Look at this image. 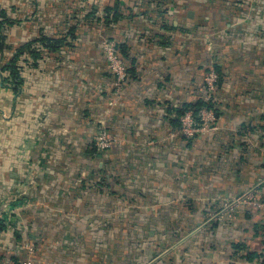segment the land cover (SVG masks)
Segmentation results:
<instances>
[{
	"label": "crops",
	"instance_id": "obj_1",
	"mask_svg": "<svg viewBox=\"0 0 264 264\" xmlns=\"http://www.w3.org/2000/svg\"><path fill=\"white\" fill-rule=\"evenodd\" d=\"M116 1L123 15L103 23L100 30L125 45L130 73L119 101L112 104V75L96 34L88 31L93 24L84 26L74 12ZM0 21V191H9L14 180L24 178L29 159L23 141H29L30 134L39 138L38 147L31 148V166L48 165L47 179L64 175L59 184L48 179L37 191L40 208L52 205L54 214L44 220L43 211L35 210L25 218L45 222L36 247L49 259L43 264H115L118 260L111 253L127 259L129 246L134 249L132 260L143 261L134 240L127 241L125 218L117 217L119 227L110 229L113 218L104 212L106 198L126 195L118 187L124 181L137 201L152 206L171 204L181 196L184 219L200 224L186 235L179 250L183 261L177 256L175 263L264 264L262 209L240 208L233 218L205 223L209 211L252 187L264 198V104L238 103L241 92L254 91L257 97L251 85L242 84L264 78V0H75V6L74 0H0ZM74 25L77 39L72 37L57 51L45 48L35 58L25 47L42 35L60 37L71 29L74 33ZM38 45L32 47L40 49ZM20 48L25 50L16 63L19 81L7 65ZM214 62L223 78L217 87L224 92L218 99L222 104L215 105L220 129L213 137L188 141L175 133L178 114L185 104L207 95L204 76ZM97 115L120 140L108 152L109 160L125 159L128 166L112 171L110 165L89 163ZM130 141L135 143L133 152ZM109 169L115 180L109 179ZM72 206L74 217L78 212L85 224L81 229L74 223V235L89 236L90 241L81 249L74 236V260H64L68 245L48 243L44 231L61 211L69 216ZM133 220L140 230L165 221L155 207ZM12 233L0 236V257H5L0 261L20 264L25 242L19 240L30 239V232ZM92 237L108 244H101L99 251Z\"/></svg>",
	"mask_w": 264,
	"mask_h": 264
},
{
	"label": "rangeland",
	"instance_id": "obj_2",
	"mask_svg": "<svg viewBox=\"0 0 264 264\" xmlns=\"http://www.w3.org/2000/svg\"><path fill=\"white\" fill-rule=\"evenodd\" d=\"M75 12H74V16H75ZM84 26H86L84 24ZM98 33L97 35H104L103 31L98 29ZM71 54V53H69ZM254 81V80H253ZM252 86L253 90H256V94L257 97H254V91H248L243 93L241 92L240 95V100L238 101L239 104H264V78L262 79H258V81H254L252 82H248V84L244 85L242 84V86ZM108 88L110 90L111 93V102L112 104H116L119 101V97L120 94H116L114 92V89L110 88L108 85ZM107 88V89H108ZM217 91V88L212 92V94L214 95L215 99H220L221 95H224L223 93H219ZM230 96L232 98H234V93L232 91H230ZM229 96L228 100L232 99ZM248 97V98H247ZM260 97V98H259ZM99 101V99H98ZM217 104H222V102H220L218 100ZM216 104V106H218ZM234 104V103H233ZM215 110V114H216V119L215 121L210 125V127H208L203 134H198L196 136H193L192 138H187L185 136L182 135V133H177L179 132V127L176 128L175 133H177L179 136L185 138L188 141H191L193 139L199 138L203 135H207V136H214V133H216V131H218L220 129L219 123H218V111L216 110V107H214ZM101 115H97L95 118V124H96V136H95V143L98 146V151L100 150V153L93 151V149L91 148V151L93 153L92 156L93 159L91 158L89 163H91L93 166L97 167L98 164L100 163H104V166L106 168L108 165L111 166L112 171L117 170L118 168H120L121 166H123L125 163V166H128V163L125 162V159H113L112 161L109 160L108 157V152L112 149L117 147L118 145H120V140L119 137H116V140L113 141L112 146L108 147V148H104L102 146L99 145L100 142V133L104 130V128H102V124L100 121H98L97 119L100 118ZM106 129L108 130V132L110 134H112L108 127H106ZM208 131V132H207ZM107 132V133H108ZM108 133V134H109ZM109 134V135H110ZM175 134V135H177ZM115 135V134H113ZM30 138L29 141H23L24 143V151H26L25 153L27 154L29 159V165L30 167H28V169H26V174L24 176L23 179L20 180H14V182L12 183V186L10 188L9 191L6 190H2L0 191V208L1 207H6L9 205L11 206L15 200H20L22 202V206L18 207L19 205H16L17 208H12V211L9 210V208L7 210H9V212L11 213V215L13 216L14 219H16L13 223V228L16 229H23L26 231L30 232V239H29V243L32 244L33 242H35V246H38V242L41 240V236H40V228L44 229L45 227V222H42L40 220H29L25 222L23 221L24 218H31V214L33 211H43L40 215L44 218V220H47L48 218H50L51 215L54 214L53 209L54 208L52 205H47L45 204L47 207H41L42 203H40L41 201L37 200V191L40 189V186L44 185V182H46L48 179L45 178L47 177V170H48V165L46 164H42V162L39 163L38 162L36 164V166H31V163H35L33 160V156L34 154L31 153L32 149H35L38 147L39 144H36L37 140L39 138H36L34 134H30ZM174 136V135H173ZM23 140V138H22ZM165 141H162V143ZM130 144V152L134 151V147H135V143L134 142H128ZM31 145V146H30ZM30 146V147H29ZM47 146V145H45ZM31 153V156H29V154ZM123 160V161H120ZM51 163V160L49 161ZM134 164V163H132ZM110 173V180H115L113 175H111L112 173L110 172V169L107 171ZM101 175L100 173H96V176ZM95 176V178H96ZM133 177L134 176H130V179L133 181ZM29 179V180H28ZM64 179V175L61 174H57L56 177H51V179L48 180V183L51 184H59L60 181ZM28 180V181H27ZM90 182V181H89ZM121 183V182H120ZM130 185L133 184V182H128ZM22 184H29L30 188H27V192H13L16 191L15 188L17 185H22ZM62 184V183H61ZM122 184V185H121ZM121 184H118V187L121 188V190L123 191L124 196H120V195H115L112 194V196L110 198H106V210L104 211L105 214H110L109 216H111L112 221L110 223V229L113 228L115 225H117L119 227V221L117 217H124L125 218V228H127L128 233H127V241H132L134 240V242L137 244L136 247L142 252L141 255L143 256V261L140 264H178L175 263V259L177 258V256H179L180 259V252L179 250L182 248V246L184 245L185 240L188 238V233L195 231L197 228L199 229V225H192V219H189V217H185L186 219H184L185 214L184 212V208L186 207V205H184L183 202V198L177 197L175 199L172 200L171 204L170 202H165L163 204H157V205H151V204H146L145 202L141 203L142 200H136L135 199V191L134 189H131L129 186L125 185V181ZM52 190V189H51ZM23 191V190H21ZM23 198V200H22ZM36 203V204H35ZM157 209L158 208V212L161 214L162 218L165 219V221L161 222L162 224H158V227L153 228L152 226L148 225L146 226H142V229H139V226H137L133 220V218H135L136 216H138V213L141 214H149L153 209ZM45 208L47 209V211L45 210ZM73 206L71 209H69L70 212L69 216H64L65 212L61 211V213H59L61 215V217H55L53 218L50 223L47 222V224H49L47 226L46 231H44V239H46V241L48 243L54 241V243L59 246L60 244H67L68 245V250L66 252H62V254H64L63 259L64 260H68V259H73L74 260V223L75 226L77 225V222L79 223L78 226L82 229V225L85 226V224L83 222H80V220H78V215L79 213L77 212V217H74V210H73ZM59 209V208H58ZM57 210V209H56ZM170 212H172V215H170ZM98 212L96 211V214ZM148 216V215H147ZM75 218V219H74ZM149 218V216H148ZM22 219V221L20 223H18L17 221H20ZM95 219H98V216H95ZM147 221V220H146ZM144 221V222H146ZM100 224V221L98 222ZM122 225V222H121ZM123 226V225H122ZM193 227V228H191ZM156 229L158 230L156 232ZM191 229V230H190ZM37 232L38 234V239H36L37 237H35V233ZM57 232V234L54 236V234ZM71 233L72 236H63L64 234H69ZM31 234H34V236H32ZM48 235H51L52 237H48ZM187 235V236H186ZM13 236V233L11 234V237ZM133 237V238H132ZM92 239L94 241H96L98 243V245L96 246L97 250L102 251L104 246H101V244H108L107 242L105 243L103 240V238L101 239H96L95 237H92ZM24 240V242L26 243V239H21L19 240V242H22ZM38 240V241H36ZM86 240L90 241V237L89 236H85L84 238H79L78 236H75V243L78 245H81V249L84 248V244L86 245ZM41 242V241H40ZM131 245V244H130ZM23 250H25V257H26V249L23 248ZM131 250H134L133 248L126 247V251L128 252V256L127 259H124L123 257H120L117 253L112 252L111 254H114V256L117 258V262L115 264H138L135 263L134 260H132V257L134 256L133 253L131 252ZM43 253H45L44 251H40L39 252H35L34 254V258L36 259L37 256L39 255L40 259L39 262H41L40 264H43V262H46L47 260H49L48 258H43ZM85 254H89L87 252V250H85ZM103 254H99L97 256V259L102 257ZM78 256V254H77ZM42 258V259H41ZM89 260V257H87ZM24 260V259H23ZM87 259L84 260V262L88 261ZM180 262L183 261V259L181 258L179 260ZM38 260L36 261L37 264ZM108 262V261H106ZM106 262H103V264H106ZM182 264V263H181Z\"/></svg>",
	"mask_w": 264,
	"mask_h": 264
},
{
	"label": "built area",
	"instance_id": "obj_3",
	"mask_svg": "<svg viewBox=\"0 0 264 264\" xmlns=\"http://www.w3.org/2000/svg\"><path fill=\"white\" fill-rule=\"evenodd\" d=\"M97 36H99L98 42H100L101 44L107 68L109 69L110 74L112 75V84L114 92L116 94H121L122 89L124 88V85L129 78V66L120 53L118 47V45L120 44L119 40L117 37L112 38L105 34ZM209 67V71H207L204 76V84L206 87V91L210 94L217 88V82L220 76L214 66L210 65ZM215 119L216 114L213 108L202 107L199 110H196L195 108L191 107L187 109L185 113L181 116L180 125L178 126L179 132L177 133H182V135L187 138H192L193 136H196L198 134H203L204 132H206L205 130L210 127V125L215 121ZM98 121L101 122L102 128H104V130L100 133L99 145L104 148L111 147L113 141L116 140V136L108 132V130L106 129L107 125L104 123L103 118H99ZM27 188H30L29 184L17 185L15 188L16 191L13 192L24 193L27 192ZM257 189L258 188L256 187H252L237 196L224 200L222 206L217 211L212 210L208 212V216L206 217L205 223L212 224L215 221H222L227 217L233 218L235 217L236 211L240 208H247L253 211L262 209V211L264 212V198L261 196V194H259L261 193V191L259 192V190ZM16 205H19L18 207H21L22 202L20 200H15V202L11 206L9 205V207L6 206L0 208V220H3L6 226V228L0 232V236L7 231L12 234V232L15 230L13 228V223L16 219H14L12 216L14 213L11 215L9 210L12 211V208H17ZM8 208L9 210H7ZM21 221L22 219L17 222L20 223ZM22 247L26 249V257L24 260H22V262H20V264H36V259L34 258V254L37 251L35 242L30 244L29 239H26V243H24ZM261 253L264 257V224L262 231ZM0 264H9V261H0Z\"/></svg>",
	"mask_w": 264,
	"mask_h": 264
},
{
	"label": "trees",
	"instance_id": "obj_4",
	"mask_svg": "<svg viewBox=\"0 0 264 264\" xmlns=\"http://www.w3.org/2000/svg\"><path fill=\"white\" fill-rule=\"evenodd\" d=\"M97 4L98 3H95L93 5L90 4L88 6V12H86L84 10V13H83L82 11L78 10L76 12L77 15L75 14L76 16H74V18L75 19H83L85 25H86V23H89V24L92 23L93 27L88 29V31L96 34V38L98 40L99 36H97V33L99 32L98 29H100V26H102L103 23H109L110 21H113V20H116V21L119 20L118 18L123 14L120 12V9L118 8V4H119L118 1H116L115 4L112 6H110V4L106 5V7H104V8H100ZM74 6H75V0H74ZM0 26H1V21H0ZM75 27H76V25H74V33L72 32L73 29H71V30L67 31V33H64L60 37H52V36L49 37L47 35H42V37H40L39 39L33 40L31 43H29L25 47H27L29 49L28 52L31 53L32 55H34L35 58H38L39 56H41V53L43 51H45V48H48L50 51H57L58 49L62 48V46H68L70 44L72 37L74 40L77 39L76 37L78 34H76V28ZM101 30L103 31L104 29H101ZM110 37L114 38L115 36H110ZM39 42H40V44H42L41 47L38 45V47L40 49H37V46L32 47L33 43H39ZM118 47H119L121 55L125 59V56H124L125 45L119 44ZM24 48H20L17 51L13 60L11 61V64L9 66L7 65V67H9L11 69V72L14 75V77H16L18 80H19L20 73H19V69H18V66L16 65V63H17V60H18L19 56L21 55V53L25 50ZM105 63H106V60H105ZM213 66L216 69V71L219 73V76H220V78L217 82V87H218V85L221 84V81L223 79L221 76V67L219 66V64L217 62H214ZM209 69L210 68H207L206 71H209ZM217 103H218V100L214 98V95L212 93L209 94L207 92L206 96L202 95V98H198L195 102H189L188 104H185V106L179 111L178 123H176L175 126L178 127L180 125V118L185 113V111L187 109H189L191 107L195 108L196 110H199L202 107H208V108L214 109V107ZM252 128H253V126H250V130H252ZM92 149H93V151L100 153V150L98 151V146L96 145V143H95V146H92ZM5 228H6V226L3 222V220H0V232L2 230H4ZM0 258H2V257H0Z\"/></svg>",
	"mask_w": 264,
	"mask_h": 264
}]
</instances>
